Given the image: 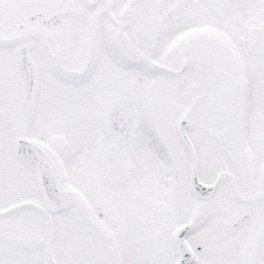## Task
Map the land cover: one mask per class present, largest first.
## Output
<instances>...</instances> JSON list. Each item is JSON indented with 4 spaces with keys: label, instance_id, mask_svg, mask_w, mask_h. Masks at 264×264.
Here are the masks:
<instances>
[{
    "label": "snow or ice",
    "instance_id": "snow-or-ice-1",
    "mask_svg": "<svg viewBox=\"0 0 264 264\" xmlns=\"http://www.w3.org/2000/svg\"><path fill=\"white\" fill-rule=\"evenodd\" d=\"M0 264H264V0H0Z\"/></svg>",
    "mask_w": 264,
    "mask_h": 264
}]
</instances>
